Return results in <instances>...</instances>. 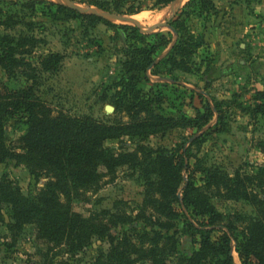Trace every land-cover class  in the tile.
Segmentation results:
<instances>
[{
    "label": "trees",
    "instance_id": "obj_1",
    "mask_svg": "<svg viewBox=\"0 0 264 264\" xmlns=\"http://www.w3.org/2000/svg\"><path fill=\"white\" fill-rule=\"evenodd\" d=\"M71 1L109 12L136 14L175 0ZM215 7V0H187L167 21L176 33L173 40L168 30L146 33L139 27L115 25L97 13H83L63 3L0 0V69L8 77L23 76L30 82L0 90V163L12 159L23 164L36 180L46 178L44 185L29 195L6 177L0 178V206L8 207L11 220L6 227L13 241L23 225L33 224L38 239L51 248L65 247L70 253L81 251L94 237L106 240L108 251L98 254L91 264H169V257L177 255L174 228L183 214L177 207L180 205L202 219L197 221L198 226L188 221L192 234L198 236V248L177 255L176 264H236L232 243L241 264H264V164L255 171L238 167L229 173L218 167L192 166L184 143L169 150L138 143L132 151L104 145L122 136L144 140L165 132L179 119L181 125L196 129L214 115L220 121L219 108L211 107L194 90H188L190 97L182 105L195 113L188 116L185 111L178 118L166 116L163 92L156 88L161 83L150 77L175 80L171 76L175 70H195L193 57L205 43L188 22L195 16L212 15ZM39 17L50 22L77 20L85 35L98 23L115 26L124 33V58L118 64L111 103L114 112L123 113L126 121L118 119L108 124L89 116L73 117L54 112L41 99L36 87L39 76L56 72L63 55L49 50L32 59L35 50L45 43L42 34L46 22ZM194 97L205 102L204 113L193 105ZM255 99L264 100V91H257ZM251 113L264 115V102L256 103ZM17 114L23 118L26 130L17 146L11 147L6 142L4 125ZM257 147L264 154V140ZM120 166L135 170L143 182V200L134 215L118 205L112 211L101 209L87 215L72 209L73 199L83 192L97 191L105 177L113 180ZM216 197L243 200L255 213L224 215L212 202ZM134 221L143 222L145 229L121 231L123 225Z\"/></svg>",
    "mask_w": 264,
    "mask_h": 264
},
{
    "label": "rangeland",
    "instance_id": "obj_2",
    "mask_svg": "<svg viewBox=\"0 0 264 264\" xmlns=\"http://www.w3.org/2000/svg\"><path fill=\"white\" fill-rule=\"evenodd\" d=\"M50 1L70 6L66 0ZM69 1L81 8L83 13L109 15L111 18L106 19L115 25H133L146 33L168 30L174 40L176 33L167 21L187 0H175L159 8L143 9L136 14L109 12ZM140 1L149 3V0ZM215 5L212 15L206 18L195 16L188 22L189 28L203 36L205 43L193 57L195 70H175L171 74L175 80L153 75L150 77L152 81L161 83L156 88L163 92L162 106L166 116L178 118L185 111L188 116L195 113L182 105L190 97L188 90H194L199 91L211 107L219 108L220 121L214 115L200 129H196L181 125L179 119L178 124L161 134L144 140L122 136L107 140L105 146L132 151L136 144L143 143L152 148L164 147L169 150L184 143L192 166L200 169L218 167L229 173L238 167L255 171L258 165L264 164V154L257 147V143L264 140V115L251 113L256 103L264 102L255 99L257 91H264V0H215ZM115 15L132 20L115 19ZM39 20L46 22V30L42 34L45 43L35 50L32 59L49 50L63 55L61 66L56 72L39 76L36 87L41 99L54 112L61 111L73 117L89 116L108 124L118 119L126 121L127 117L123 113L114 112L111 103L118 64L124 58V33L115 26L98 23L88 29L85 35L77 20L50 22L42 17ZM27 83L30 82L23 76L8 77L0 69V90L5 87L16 89ZM193 105L200 113L205 112L203 99L194 97ZM109 106L111 111L107 109ZM25 130L26 125L20 114L9 119L4 125L7 145L17 146L18 138ZM2 177L17 185L25 195L35 193L46 182V178L36 180L23 164H16L12 159L0 163ZM143 195V182L138 173L127 166H120L113 180L105 177L97 191H86L73 199L72 209L87 215L101 209L112 211L118 205L134 215ZM212 202L224 215L255 213L254 208L243 200L216 197ZM0 207V264H91L98 254L106 253L109 249L106 240L96 237L77 253H70L65 247L51 248L36 237L33 224L23 225L13 241L6 227V223L11 220L8 207L4 204ZM177 207L183 213L175 221L177 255L190 254L198 248V236L192 234L188 221L198 226L197 221L202 218L190 208ZM121 229L132 233L145 229V226L141 221H134L123 225ZM232 248L234 262L241 264L233 243ZM177 255L169 257L168 263L176 264Z\"/></svg>",
    "mask_w": 264,
    "mask_h": 264
},
{
    "label": "water",
    "instance_id": "obj_3",
    "mask_svg": "<svg viewBox=\"0 0 264 264\" xmlns=\"http://www.w3.org/2000/svg\"><path fill=\"white\" fill-rule=\"evenodd\" d=\"M66 1L70 4L71 7H75V8H77L78 10L82 11L81 8H79V7L75 6V5H73V3L70 2L69 0H66ZM180 1L183 2L184 0H180ZM97 14H99V15L103 16L104 18H107V19H110V18H111V17H109V15H103V14H101V13H97ZM113 18H115V19H119V20H127V21L132 20L130 17H124V16H121V15H115ZM164 25H166V23H165ZM107 109H108V111H111V110H112V108H111L110 106L107 107Z\"/></svg>",
    "mask_w": 264,
    "mask_h": 264
}]
</instances>
